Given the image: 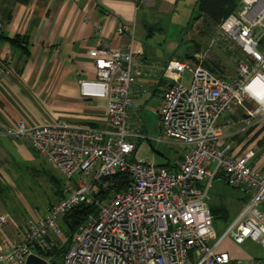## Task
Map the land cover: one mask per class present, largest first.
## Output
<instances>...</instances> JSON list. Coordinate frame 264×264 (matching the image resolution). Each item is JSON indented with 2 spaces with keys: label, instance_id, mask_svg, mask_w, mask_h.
<instances>
[{
  "label": "built area",
  "instance_id": "built-area-1",
  "mask_svg": "<svg viewBox=\"0 0 264 264\" xmlns=\"http://www.w3.org/2000/svg\"><path fill=\"white\" fill-rule=\"evenodd\" d=\"M132 1L137 11L150 0ZM242 1L213 40L243 55L235 76L213 72L198 53L171 58L161 70L167 81L159 105L163 140L185 147L177 168L139 156L140 140L147 137L141 120L132 121L131 115L134 101L150 86L137 77L143 51L134 46L135 22L117 28L129 36L124 49L100 41L89 50L96 75L80 81L83 95L105 101L108 128L54 120L0 129V139L28 138L64 182L62 199L46 212L33 211L21 241L0 242V264H26L30 254L41 256L36 247L52 248L63 235L61 218L80 204L92 205L94 212L72 235L61 264H264L260 258L233 259L223 249L227 239L264 248V172L251 166L253 150L232 156L218 144L224 127L238 124L248 131L264 124V0ZM185 72L192 76L189 86L182 81ZM223 115L228 116L220 123ZM119 172H127L130 183L110 189L109 177ZM220 174L250 197L217 237L207 192ZM8 219L0 216V228Z\"/></svg>",
  "mask_w": 264,
  "mask_h": 264
},
{
  "label": "crops",
  "instance_id": "crops-1",
  "mask_svg": "<svg viewBox=\"0 0 264 264\" xmlns=\"http://www.w3.org/2000/svg\"><path fill=\"white\" fill-rule=\"evenodd\" d=\"M180 1L182 0H150L141 4L139 9L145 6L159 13H168ZM196 5L198 7L199 0H196ZM138 10H135L132 0H31L29 4L0 0V129L14 126L19 121L34 125L54 120L81 127L108 128L105 101L83 95L80 81L95 77L89 50L100 41L107 42L112 49H124L129 36L118 34L117 28L133 22L136 23V30L141 28V21L146 20H137ZM202 16L212 23L201 13L196 18ZM213 26L217 28L218 37L219 25ZM16 35L27 41L26 52L8 39ZM218 46L225 50V46ZM142 51L143 54L137 58V77L150 86V89L134 101L132 121H142V116L147 113V96L150 93L161 99V92L167 86L165 80L161 84V70L169 59L175 58H152L145 50ZM238 114H241L239 110L234 116ZM156 115L161 130L159 107ZM225 116L228 115H223L220 123ZM240 130L238 124L224 127L223 137L218 142L220 148L227 149V154L232 156L253 150L255 154L250 164L255 170L264 172V124L248 131ZM142 132L148 133L144 125ZM23 141H28L33 148L26 137L2 136L0 139V216L9 215L7 224L0 228V242L6 239L11 242L21 241L26 220L34 210H38L26 206L22 208L18 193L20 191L11 188L20 186L17 182L20 179L21 164L17 157L21 154H24V158L28 157ZM169 143L182 148V151L176 153V150L173 154L176 161L168 160L170 168H177L185 147ZM214 180L226 182L222 175ZM240 189L242 194L239 195L238 202L245 205L250 194L247 190ZM10 201H18V206L9 208ZM47 208L38 211L43 213ZM261 208L264 212V203ZM231 240L224 250L233 259H264V248L259 243L247 240L243 244H236Z\"/></svg>",
  "mask_w": 264,
  "mask_h": 264
},
{
  "label": "rangeland",
  "instance_id": "rangeland-1",
  "mask_svg": "<svg viewBox=\"0 0 264 264\" xmlns=\"http://www.w3.org/2000/svg\"><path fill=\"white\" fill-rule=\"evenodd\" d=\"M200 11L196 5V0H182L168 13H159L143 6L137 12V20L143 25L136 30L134 46L137 49L145 50L152 58L173 57L178 59H190L187 55L195 53L204 55V61L215 64L221 74L233 77L237 71V63L243 58L239 50H224L213 43L217 39L216 29L213 24L203 16H199ZM191 56V58H192ZM206 65V64H205ZM218 74V73H217ZM191 74L185 72L182 81L186 86L191 84ZM147 113L142 116L141 124L147 127V138L140 140V157L147 161H153L157 165L166 164L169 161H176L173 154L182 151L176 144H171L168 139L163 140V134L158 126L156 109L160 105L158 96L151 93L147 96ZM23 148L28 154L17 157L20 161V179L17 182L20 186L11 187L12 190L20 191V205L34 210L43 211L51 203L57 201L58 183L56 178H61L59 173L38 151L29 146L28 141H23ZM173 158V159H172ZM54 177V179H52ZM62 179V178H61ZM63 181V179H62ZM241 193L240 188H232L229 184L214 180L209 186L207 198L210 206L217 209L223 205L222 210L217 212L214 218V234L218 237L235 220L243 208V203L238 202ZM18 206V201L8 202L9 208ZM25 207V208H26ZM62 245L65 242L64 235L56 238ZM231 239H227L223 249L228 247ZM232 241V240H231Z\"/></svg>",
  "mask_w": 264,
  "mask_h": 264
},
{
  "label": "trees",
  "instance_id": "trees-1",
  "mask_svg": "<svg viewBox=\"0 0 264 264\" xmlns=\"http://www.w3.org/2000/svg\"><path fill=\"white\" fill-rule=\"evenodd\" d=\"M13 1L23 4H29L31 2V0H13ZM241 5H242V0H199L198 7L202 15L208 17L213 24L220 25L222 20H224L229 14L235 12ZM8 39L14 45L21 47L22 50L26 52L25 49L28 47L26 45L27 41L23 40L22 37L16 35ZM191 56L192 55H187L188 58H191ZM205 64L213 72L221 74V71H219L218 67L214 66L215 64H211V63L209 64V62H206ZM161 78H162L161 79V84H162V81L165 79L162 76ZM165 166L171 167L169 162ZM61 178L60 179L56 178V181L58 183V189L56 193L57 201L62 199V197L64 196L63 193L64 182L62 181ZM52 179H54V177ZM108 180L110 183V185H108L110 189L120 190L130 183V176L127 172H119L113 175L112 177H109ZM210 208L215 218L217 216L216 215L217 212L222 210L223 205L218 206L217 209H213L212 207ZM91 212H94V207L92 205H87V204H80L69 210L61 218L60 221V227L63 231L65 242L62 245H60L61 243L56 242L52 248L47 250L36 247L37 248L36 251L38 252V254H40L45 258H48L50 264H61L64 254L67 251L69 244L71 242L72 235L77 230V228L84 222L87 215Z\"/></svg>",
  "mask_w": 264,
  "mask_h": 264
},
{
  "label": "water",
  "instance_id": "water-1",
  "mask_svg": "<svg viewBox=\"0 0 264 264\" xmlns=\"http://www.w3.org/2000/svg\"><path fill=\"white\" fill-rule=\"evenodd\" d=\"M26 264H50V262L45 258L32 253L27 257Z\"/></svg>",
  "mask_w": 264,
  "mask_h": 264
}]
</instances>
